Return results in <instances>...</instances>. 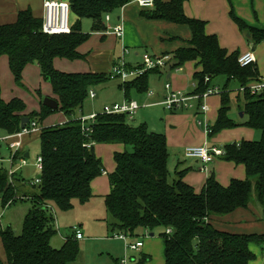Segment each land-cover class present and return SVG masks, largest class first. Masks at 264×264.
Here are the masks:
<instances>
[{
  "label": "trees",
  "instance_id": "1",
  "mask_svg": "<svg viewBox=\"0 0 264 264\" xmlns=\"http://www.w3.org/2000/svg\"><path fill=\"white\" fill-rule=\"evenodd\" d=\"M186 1L189 0H155L153 8L141 9V17L189 29L188 46L174 52L170 71L194 63L200 70L192 76L195 83L193 94L204 93L210 80L217 76H224L227 84L231 80L238 82L243 93L237 102V110L245 118L241 125L260 132L261 136L258 141L224 145L221 158L242 165L245 179L231 180L223 187L210 175L201 192L196 194L183 182V172L170 178L164 135L149 132L144 126L134 127L119 114L97 115L90 130L83 132L79 120L73 118L81 111L90 89L107 82L109 73L57 71L53 67L54 59H78L77 50L87 40V35L79 27L70 28L68 34L45 35L41 32L42 21L34 18L30 10L21 11L13 24L0 26V57H7L9 70L19 86H22L23 69L28 64L37 65L41 78L51 86L58 109L52 111L41 103L38 113L26 116L20 100L12 99L6 103L0 92V130L11 136L21 131L22 118L29 120L27 127L35 121L40 123L57 111L70 120L63 125L39 130L42 168L37 185H30L31 182H25L15 172L10 175L0 168L3 206L16 201H28L31 205L20 234L10 228L0 231L4 264H70L77 258L78 245L73 235L65 239L59 249L50 246L49 241L55 234V220L49 207L66 212L76 203L84 205L92 198L91 182L103 171L101 161L94 153L95 145L123 147L122 152L113 154L115 168L108 174L109 193L104 197L106 212L112 219L109 230L134 236L142 230L163 227L160 239L164 264H249L254 259L249 249L251 243L264 245V235L229 234L211 225L212 219L224 218L249 207L260 210L264 217V90L251 93V88L262 78L255 65L239 66L238 52L229 54L219 46L216 36H207L203 21L184 15ZM226 1L231 5L232 0ZM64 2L68 3L77 21L89 19L92 32H104L105 16L134 0ZM230 17L240 33L248 36L247 41L253 47L264 42L263 29L247 26L232 11ZM158 73V70L148 71L131 82L118 85V88L129 101L131 91L146 93L148 75ZM223 92L216 121L208 128V138L237 126L230 118L229 95ZM145 262L146 259L142 258L137 264Z\"/></svg>",
  "mask_w": 264,
  "mask_h": 264
},
{
  "label": "rangeland",
  "instance_id": "2",
  "mask_svg": "<svg viewBox=\"0 0 264 264\" xmlns=\"http://www.w3.org/2000/svg\"><path fill=\"white\" fill-rule=\"evenodd\" d=\"M242 10L245 12V16H248L253 20L254 25L263 26L264 17L258 0H244ZM231 11L236 17L237 10L232 7ZM117 17H119L118 11L109 14L110 19L114 18L116 20ZM229 18L231 19V17ZM68 25L70 28L79 27L80 31L83 34L87 35V40L79 46L78 53L80 57L78 59L73 61L65 59H55L54 65L58 64V66H56L58 67L57 70L63 73L74 74V72H82V70L88 72L90 71V68L91 70L93 69V60H91V57H95V53H97L95 50L100 49L101 47L104 49L102 43L105 40L110 43L109 38H105L103 40V38L94 34L91 29V20L82 19L80 21H77L76 15L72 12H70L68 16ZM116 25H120L119 22ZM105 27L106 32L109 33L114 26L106 24ZM113 40H115V38ZM118 46L119 45H117V47ZM263 46L264 42L262 44L260 43V45H256V47L254 48L255 50L253 49V56L255 61L256 58L260 61V64L256 65V67L258 69L259 76L262 79H264ZM118 50L116 59H118L123 53V50L121 48H119ZM126 50L127 53L124 54V62L127 66H130L132 68L140 65L142 63V55L148 53L144 51L133 53L128 49ZM136 53L138 54V56L134 57V54ZM0 61L2 62H0V92L3 99L9 100L15 98L20 100L25 106L24 114L26 116L38 113L40 111V103H42L44 99L49 98V95L52 94V91L50 86L42 81L40 72L36 73L35 71L29 70V68H31L38 72V69L36 67L37 65L28 64L26 66L24 72H22L21 74L20 82L22 86H19L15 82L9 70L7 58ZM96 69L97 68H95V70ZM102 69L103 66H100L99 70L102 71ZM185 71V68L182 67L180 71L177 72V75H182ZM131 81L132 80H130L129 82ZM191 82L193 83V81ZM166 84L171 83L168 82L165 75L159 76L156 74H150L148 75V89L146 93L138 94L134 91L130 92L129 98L137 103L140 107L135 113L133 120H131V122L129 121L130 125L134 127L144 126L149 132L164 135L166 128L177 127L170 123V121L168 120L167 116H172L170 114L180 115L183 113L184 115H190L192 121L197 122L202 120L201 122H204L203 116H197L194 114V109L175 113H171L164 109L162 101L163 96L166 95V93L164 92V86ZM118 85H120L119 82L108 80L103 84L93 86L90 90L95 94V97L93 99L87 97V99L83 103L81 111L77 112L73 119L79 120L91 115H101L103 113L104 107L110 106L112 104H121L125 96L122 90L118 88ZM208 89L215 90L216 94L207 97L204 101L193 98L190 100V103L194 108L198 105V103H203L208 107V103L211 98L219 97L223 91L224 94L228 93L231 107L230 118L235 124H237V126L219 132L217 134V141H212L211 138L208 139L209 145H216L218 148H220V150H223L224 145L234 143L228 142L230 139L234 141L236 137H241L242 133L240 130L250 129L241 125L242 120H240L236 109L237 102L241 99V93H243V90L239 87V84L236 80H231L227 84L226 78L224 76H217L212 78L209 82ZM192 91L193 88L190 86V88L186 92L192 93ZM149 93H151L153 96L145 100V95ZM67 120L69 119L64 118L62 113L57 111L48 115L40 123L35 121L34 123L36 124V129L31 130L22 137L21 151H19V153L17 154V159L13 162L14 164L12 166L10 163V159L11 156L15 155L16 153L15 151H10L5 143H1L0 168L7 170L8 173L10 170L15 173L17 172L18 176H20L28 183L34 181L36 179V176L39 174L36 165L38 158H40V142L38 134L39 130L41 128L61 124ZM214 123L215 122H213V124H210V126L212 127ZM254 136L255 141H258L261 134L260 132L255 131ZM0 137L6 140L10 139V137L1 130ZM203 144L204 142H202L198 146H186L185 148L201 147L203 146ZM22 153H28V158H24L25 164L20 163L19 158ZM94 153L96 155H100L106 160L105 162L102 160V168L105 172H107V174H110L113 171V161L111 155L108 153L107 157L103 156V153L101 154L99 148H95ZM172 161L173 158H169V163L167 165L171 179L174 178V168ZM185 161L186 163H194L192 161ZM214 163L215 162H213V164ZM212 165H209V167ZM190 171L199 174L197 169L189 170L188 172ZM205 179L206 178H204L200 184V192L204 186ZM197 180L199 181V178ZM30 207L31 205L28 201H16L12 205L4 207L2 201L0 200V231H4L7 228H10L16 234H20L24 217L27 215ZM49 213L55 220V234L52 235V238L49 241V244L53 249H59L63 245V241L65 239L72 237V228H78L83 234V239L81 241H77L79 251L78 256L70 264H119V261L124 258H126L127 264H137V262L142 258L146 259L145 264H163L160 234L164 232V228L156 227L152 230L139 231L134 236L126 235L125 244L123 241L115 238V236L119 235L117 231L111 232L109 230L108 224L112 223V219L106 212L103 200L99 197L94 199V201L89 200V202L84 205L76 203L71 210L66 212H62L60 210H57L56 208H53L52 212L49 211ZM137 242L142 243V248H140L138 251H131L128 249L126 250V245L135 244ZM250 250L251 253L254 254V259L250 264H264V245H257L255 242H252L250 245ZM0 263H5V254L3 251L1 240Z\"/></svg>",
  "mask_w": 264,
  "mask_h": 264
},
{
  "label": "crops",
  "instance_id": "3",
  "mask_svg": "<svg viewBox=\"0 0 264 264\" xmlns=\"http://www.w3.org/2000/svg\"><path fill=\"white\" fill-rule=\"evenodd\" d=\"M161 1L167 2L168 0H161ZM258 1L260 3V8L262 10L264 17V0H258ZM43 2L44 0H0V26L13 24L16 21L18 13L24 10H30L34 18L42 21L44 15ZM243 3L244 0H232L231 5L228 4L226 0H189L184 2L183 4V13L189 19L203 21L205 23V28H204L205 34L207 36H216L219 46L222 49L226 50L229 54L238 52V54L240 55L249 50H251L253 53V49L256 46L253 47L250 43H248L247 41L248 36L240 33L236 24L232 21V19L229 18L231 8L234 7L237 10L236 18L240 19L247 26L264 30V24L263 26L254 25L253 20L250 19L248 16H245V12L242 10ZM142 11L143 10H141L136 5V3L132 2L130 4L125 5L123 8H121L118 11L119 17H117L116 20L114 18H111L109 19L108 22H105V18H104V25L109 24L110 26H117L116 24L119 22V24L122 25L124 30L123 37L117 38L111 32L109 33L106 32V30L104 32H94V34L103 38V40L105 38H109L110 43H108L105 40L102 43L104 49L101 47L100 49L95 50L97 52L95 53V57L93 56L91 57V60H93L92 70L90 68V71L88 72L82 70V72L78 71L74 73L108 74L112 65L118 60L116 59V56H117V50L119 48H121L122 50L124 48L128 49L133 53L144 51V52H148L147 54L152 56L170 55L173 57L175 51H177L180 48H186L188 46L187 42H189L191 38V33L186 26H179L164 21L147 20L141 17ZM114 38L116 42L115 40H113ZM117 45L119 46L117 47ZM262 49H264V46ZM137 56H138L137 53L134 54V57ZM6 58H7L6 56H1L0 60ZM54 61H53V67L57 70L58 67L56 66H58V64L54 65ZM258 64H260V61L256 58L255 67ZM100 66H103L102 71L99 70ZM182 67L185 68L186 70L182 75H177V73L168 70L160 71V73L156 75L159 76L165 75L166 79L168 80V82L171 83L174 89L187 91L192 85L191 81H193L192 80L193 74L199 71L200 69L196 68L194 63L192 62L186 63ZM95 68L97 69L95 70ZM37 69L38 72L36 70L29 68L30 71H35L36 73H39L40 70L38 67ZM1 98L6 103L10 102L12 99H15L12 98L9 100H5L3 99L2 96ZM49 98L55 100L53 94L49 95ZM219 108H220V96L217 98L213 97L209 100L207 112L205 113L200 112L199 103H198V105L194 108L193 111L195 112L194 113L195 115L203 116L204 122H202L203 124L202 126L197 125L198 121L197 122L192 121L190 115H184L182 113L180 115L170 114L172 116H167L170 123H172L174 126H177L176 128H172V127L166 128V131L164 132L166 146L168 149L167 165L169 163V158H173L172 161L174 168L173 177L175 178L176 176L175 173L183 172V176H182L183 182L188 186H190L196 194H199L198 192H200L199 187L202 180L204 178L207 179L210 175H212L214 179L223 187H226L231 180L242 181L246 177L245 168L242 165H236L232 162H225L221 157L215 158V160L213 161L215 162L214 164L213 162H211L207 165H204L197 160L189 159L184 156V150H185L184 148L186 146H198L202 142L207 143L209 145L208 143L209 138L207 134H205L204 132V127L206 126L209 128L211 127L210 124H213V122L216 121ZM237 113L239 116L240 113L238 112V110ZM244 119H245L244 116L240 118L242 122L244 121ZM69 120L57 125H63L67 123ZM240 131L242 133L241 137H236L234 141L230 139L228 142L235 143L240 140L242 141L255 140V136H254L255 131L251 129H244ZM217 136L218 135L212 137L211 140L217 141L218 140ZM1 145L2 144H0V146ZM209 147L220 150V148H218L216 145H209ZM95 148H99L101 154L103 153L102 155L105 157H107L109 153L111 155L112 161H113L114 153L123 151V147L118 145L116 146L95 145L94 149ZM221 151L223 150L221 149ZM22 156L27 159L28 153H22ZM96 157L101 161V164H102V160L104 162L106 161L100 155H96ZM185 160L192 161L194 163H186ZM209 165L212 166L209 167ZM114 168H115V164L113 162L112 165L113 171ZM193 169H197L199 174L193 173L192 171L188 172L189 170H193ZM103 172L105 171L103 170L102 173ZM105 173L106 175L101 174V176L97 177L91 182L90 186H91V192H92L91 194L93 199L91 198L90 200L94 201V199L99 197L104 202V197L109 193V183L107 177L108 174L107 172ZM38 175L36 176V178L38 177ZM198 178L199 181L197 180ZM211 225L216 230L221 232H226L229 234L264 235V217L262 216L260 210L253 207H249L248 209L245 210H237L224 218L212 219ZM161 250H162V242H161ZM162 263L164 264L163 256H162Z\"/></svg>",
  "mask_w": 264,
  "mask_h": 264
},
{
  "label": "built area",
  "instance_id": "4",
  "mask_svg": "<svg viewBox=\"0 0 264 264\" xmlns=\"http://www.w3.org/2000/svg\"><path fill=\"white\" fill-rule=\"evenodd\" d=\"M155 0H134V3L140 8V9H151L153 8ZM43 20H42V27L41 32L45 35H56V34H68L70 33V27L68 25V16L70 13V7L68 3L64 1H58V0H44L43 2ZM109 15L105 16V22L109 21ZM111 33L117 37L122 38L123 37V27L122 25H117L112 27ZM127 53V50L124 48L123 53L121 54V57L118 58V60L112 65L110 72H109V80L111 81H117L120 84L128 83L130 80H135L141 76H143L148 71L152 70H158V71H164L168 70L170 71L173 60L172 56L170 55H162V56H152L147 53L142 55V63L136 67H130L127 66L124 62V54ZM237 63L241 68L248 67L250 65L255 64V59L253 56V53L251 50L242 53L238 56ZM180 67L173 69L174 73H177L180 71ZM206 79L205 81H207ZM191 87L194 89L195 83L193 82ZM264 89V79L261 80V83L257 84L256 86H253L251 88V93L256 94L259 93ZM164 92L166 93L165 96H163V107L167 111L171 113L175 112H183L190 109H194L193 105L190 103V100L193 98H196L198 100L204 101L207 97L212 96L216 94L215 90H209L207 89L202 94H193L189 93L183 90H177L174 89L171 84H166L164 86ZM153 95L151 93L146 94V99L151 98ZM95 97V94L90 90L89 91V98L93 99ZM140 107L137 103H135L132 100H123L121 104H112L110 106H106L103 108L104 115H124L128 121L133 120L135 113ZM199 109L200 112L205 113L207 112V106L203 103H199ZM97 115H91L89 117L81 118L79 119L81 129L83 132H88L90 130V125L95 122ZM198 126H202V122H197ZM36 129V124L32 122L30 126L25 127L24 129H21V131L17 134L9 136L10 139H2L0 137V144L5 143L10 151H15V155L11 156L10 163L11 166L14 164L13 162L17 159H15V156L19 153L22 146V137L30 132L31 130ZM205 134L209 133L208 127H204ZM224 155L223 151L219 149L210 148L207 143H204L201 147H191V148H185L184 150V156L189 159H194L199 162H201L204 165H207L215 158L222 157ZM20 163L25 164L24 157L20 156ZM37 169L38 172H40L42 168V161L41 158H38L37 162ZM14 172L9 171V174L12 175ZM102 175H106L105 172L102 173ZM40 182L37 178L30 183V185H37ZM52 208L49 207V211L52 212ZM170 231L167 230V234H169ZM72 235L74 236V239L77 241H81L83 239V234L78 228H72ZM118 240L123 241L126 244V235L119 233L118 236H115ZM142 247V243L137 242L135 244H128L126 245V250L131 251H138ZM119 264H127L126 258L119 261Z\"/></svg>",
  "mask_w": 264,
  "mask_h": 264
},
{
  "label": "water",
  "instance_id": "5",
  "mask_svg": "<svg viewBox=\"0 0 264 264\" xmlns=\"http://www.w3.org/2000/svg\"><path fill=\"white\" fill-rule=\"evenodd\" d=\"M42 105H43L44 107H46V108L52 110V111H55V110L58 109V104H57V102L54 101V100H52V99H50V98H46V99H44L43 102H42ZM239 117L242 118V117H243V114L240 113V114H239ZM28 122H29V120H28L27 118H22V119H21V122H20V128H21V129H24L25 126L28 124ZM26 157H27V156H26ZM37 179L40 180V179H41V176L38 175Z\"/></svg>",
  "mask_w": 264,
  "mask_h": 264
}]
</instances>
